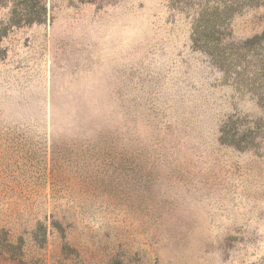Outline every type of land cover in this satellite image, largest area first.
Wrapping results in <instances>:
<instances>
[{"label": "rangeland", "instance_id": "rangeland-1", "mask_svg": "<svg viewBox=\"0 0 264 264\" xmlns=\"http://www.w3.org/2000/svg\"><path fill=\"white\" fill-rule=\"evenodd\" d=\"M38 2L0 0V264H264V0Z\"/></svg>", "mask_w": 264, "mask_h": 264}, {"label": "trees", "instance_id": "trees-1", "mask_svg": "<svg viewBox=\"0 0 264 264\" xmlns=\"http://www.w3.org/2000/svg\"><path fill=\"white\" fill-rule=\"evenodd\" d=\"M34 1H36V4H38L39 5V2H38V0H34ZM40 6V5H39ZM45 8L42 6V13L44 12V14H45ZM38 17H39V15H38ZM34 22H37V23H40V22H42L41 21V19H31L30 21H29V23H34Z\"/></svg>", "mask_w": 264, "mask_h": 264}]
</instances>
